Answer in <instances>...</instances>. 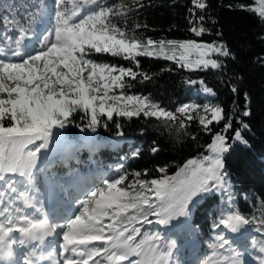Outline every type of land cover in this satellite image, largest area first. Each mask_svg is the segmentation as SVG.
<instances>
[{"label": "snow or ice", "instance_id": "obj_1", "mask_svg": "<svg viewBox=\"0 0 264 264\" xmlns=\"http://www.w3.org/2000/svg\"><path fill=\"white\" fill-rule=\"evenodd\" d=\"M193 3L196 8H207L204 0H193ZM257 3L258 8L249 10L258 12L264 21V0ZM137 4L142 6L139 0ZM55 5V23L46 34H39L35 28L37 17L43 15L42 7L36 13H28L27 23H21L13 11L2 17L0 38L8 43L6 50L0 49V56L5 57L0 59V205H3L0 207V264H124L125 261L142 264L141 260L133 261L129 257H141L148 252L152 254L148 264H174L176 242L170 241L160 249L156 243L162 239L160 233H141L136 225L153 223L151 216L157 217L156 223L161 225H169L178 218L188 220L205 194L229 192L224 155L230 151L231 144L225 135L215 136L208 146L211 155L189 159L174 176H168L165 168H159L158 171L164 173L159 179H140L141 172L134 173L135 179L130 184L125 183L124 174L115 179H103L101 186L78 201L76 214L64 224L50 221L42 202L36 200L27 185L23 190L18 189L15 177L34 179V170L44 150L59 135L56 130L65 129L75 112L82 111L90 117L87 127L92 131L101 123V116L112 120L114 114L177 120L173 112L161 108L148 96L125 94L123 90L131 85L124 78L135 80L138 75L132 68L98 63L90 58L91 53L122 56L135 61L137 67L138 56L163 57L190 71L219 69L223 64L220 57H229L232 53L226 44L216 41L147 39L145 42L129 36L113 22L114 18L127 16L131 11L128 4L108 6L103 0H55ZM7 7L11 9L10 5ZM204 19V16L199 17V26L189 20L193 24L190 31L198 37L209 31L203 26ZM13 32L15 36L9 34ZM31 40H35L38 47L29 52L27 42ZM193 55L196 58L190 59ZM259 59L264 62V57ZM139 75L144 80L151 79L145 73ZM199 83L204 92L215 95L203 80ZM114 89H121L120 94H115ZM232 91L237 89L233 87ZM201 108L210 118L199 115ZM176 113L188 120L195 119L193 113H197L205 129L225 118L224 109L219 105L184 104ZM243 115L250 113L245 111ZM179 124L184 127L183 120ZM231 127L229 119L224 129ZM241 127L247 129L248 125L241 122ZM233 139L247 143L241 129L234 131ZM152 151L158 149L154 147ZM139 154V149L131 153L133 158ZM123 168L121 164L116 171L120 173ZM37 212L43 218H36ZM252 223L239 211H229L214 227L223 226L230 233L242 234ZM260 223L264 229V220ZM56 236L62 239L59 250L63 260L54 259L55 248L44 254L48 238ZM138 236L142 239L136 242ZM216 241L215 248L229 253L224 257V264H246L245 252L233 247L235 241L222 234ZM253 247L259 253L258 264H264V240L254 242ZM17 249L23 250L22 255ZM217 255L220 253L213 252V257ZM203 264H214L213 258Z\"/></svg>", "mask_w": 264, "mask_h": 264}, {"label": "trees", "instance_id": "obj_2", "mask_svg": "<svg viewBox=\"0 0 264 264\" xmlns=\"http://www.w3.org/2000/svg\"><path fill=\"white\" fill-rule=\"evenodd\" d=\"M36 2L37 0H0V33L3 32L4 15L13 11L21 23H27L28 13H35ZM103 2L108 6L130 5L131 11L127 16L114 18L113 22L129 36L142 41L195 40L198 43L216 41L226 44L232 55L220 57L223 64L219 69L190 71L181 68L174 61L155 56L136 57L139 67L133 60L112 56L110 53L93 52L90 56L98 63L132 68L138 73L135 80L127 76L124 78L131 85L123 90L126 95L148 96L161 108L175 114L178 107L194 97L197 103H202L200 96L208 97L213 105L224 109L225 118L205 129L195 119H187L181 128L180 120L167 121L143 114L128 118L114 114L112 120L101 116V123L92 131L87 127L90 117L78 111L70 117L72 122L65 129L56 130L59 135L50 143L47 149L49 154L56 157L68 142H72L75 160L79 163L77 168H90L99 163L113 170L116 176L126 175L125 183L130 184L135 179L136 172L142 173L140 179H159L164 173H160L158 169L165 168L168 176H174L189 159L211 155L208 146L217 134H223L231 144L230 151L224 155L229 192L214 191L205 194L189 220L183 219L177 232L160 234L162 239L156 243L164 249L170 241L176 242L173 249L175 264L187 260L192 236L200 239L204 249L216 250L224 259L229 253L215 248V243L208 240L206 231L209 227H214L227 212L239 211L253 221L246 226L240 237H234L223 226L214 227L213 230L218 235H225L235 241L233 247L238 250L259 255L253 243L264 240V229H261L260 223L264 220V62L259 59L264 57V39L261 38L264 37V21L258 12L249 10L259 7L257 0H204L207 8L203 10L196 8L193 0H139L142 6L137 4V0ZM9 5L11 9L7 7ZM200 16L205 17L203 26L209 31L198 37L190 31L193 24L189 20L196 21V26H199ZM9 34L15 36L14 32ZM195 58V55L190 57ZM140 73L147 74L151 79L144 80ZM188 80H195L197 83L189 84ZM200 80L213 89L214 96L203 91ZM233 87L237 89L236 92L232 91ZM114 92L120 94L121 89H114ZM245 111L250 115L244 116ZM229 119L232 127L225 131L224 125ZM241 122L247 124L248 128L242 129ZM237 129L242 130L246 144L234 141V131ZM89 135L95 138L115 136L119 141L117 144L95 141L90 149L78 146V141L81 142ZM154 147L158 151L153 152ZM137 149L140 154L133 158L131 153ZM121 164L124 168L118 173L116 169ZM64 165V169H68L67 163ZM42 166L40 160L34 170V179L30 181L37 190L49 188L58 170L53 164L48 171ZM145 172L147 175H143ZM17 181V186L22 188L23 181ZM140 229L141 233L159 232L152 223L144 224ZM140 239L142 236H138L136 242Z\"/></svg>", "mask_w": 264, "mask_h": 264}, {"label": "rangeland", "instance_id": "obj_3", "mask_svg": "<svg viewBox=\"0 0 264 264\" xmlns=\"http://www.w3.org/2000/svg\"><path fill=\"white\" fill-rule=\"evenodd\" d=\"M55 11H56V5H55V0H53V3H52V12H51V19H50V22H49L50 23L49 29H46L45 28L43 30V32L41 31L42 33H40V34H46L49 30L52 29V27H53V25L55 23V21H54ZM3 41H4V43H8V41H5V40H3ZM37 47H38V44L37 43H35L34 45L31 43L29 46H27V49L29 50V52H32ZM3 58H5V57H0V59H3ZM133 95H137V94H133ZM200 97H202V99H203L202 100V103H197L195 101V99H194L195 97H194L191 101H189L186 104H189V105H191V104H197V105H201V106L204 105V104L213 105V103L210 100V98L203 97V96H200ZM198 113H199V115H207L208 118H210V114H205L203 112V109L202 108L198 110ZM175 115L177 116V120H183V122L187 120L186 116H181V114H179V113H176ZM193 115L196 116L195 120L198 122V124H200L199 123V115L197 113H193ZM161 119H164V118H161ZM118 140H119V138L118 137H115V136H113L111 138H108V139H105V138H103V139L102 138L95 139L94 136L89 135V136H85L83 138V140L81 141V143L78 144V146L82 145V147H87L88 149H90L93 146V144H94L95 141L102 142V143L112 142L114 144H117V141ZM73 149H74V146L71 147V142H68L61 149V151L59 152V154L56 157L55 156H52V155L47 156V151L48 150H44V155H43V157L41 159V162H42V165H43L42 167L43 168H46L47 171H48L50 169V167H51L50 165L53 163L54 168L57 167L58 169L62 170V169H64L66 167V165H64V163H67V168L68 169H64V171H61V172H63L62 174H65L67 172V170L68 171L74 170L75 168H77V166L79 164L78 161L75 160V156L72 154V157L71 158H66V155H68L69 153L74 152ZM57 174L58 173H55V178L57 177ZM80 174H83V175H80ZM80 174H79V176L75 175L72 178H74V179L75 178L76 179L77 178H82L81 181H83L84 178L86 177L85 175H88L87 176V181L83 184V186H82V184H79L81 181L78 180V181L75 182L76 185L79 184L80 186H82V190L80 191V195H82V194L83 195H82L81 199H84L85 194L88 193L90 190H94L97 187V185L100 182H102L103 179H105V178H107V179H115V178L118 177V176H116V173L113 170H111L110 168L102 167V166H96V167H93L91 169L84 168L83 170H81V173ZM90 175H92V176H90ZM93 176H96L97 178L94 179V178H92ZM15 178L22 179V177H19V176L15 177ZM55 178H54V180H55ZM59 180H60V178H59ZM59 180H56L55 181V185L58 186V184H59L58 181ZM65 183H66V180H64V184ZM23 184H24V186L27 185L31 189V194L35 196V193H34L33 188H35L36 190H37V188L34 187L27 179L25 181H23ZM52 189H53V187L51 189L50 188H47V187H44L41 190H37L40 193V195L37 197V200H39L42 203L44 201L47 202L48 194H49V192ZM57 199H58V196H57ZM79 199L78 200L77 199L74 200L70 204L68 203L69 204V207H67L66 204L65 205L61 204L60 203V200H59V203H60L59 206H60L61 209H58V210L55 209V211H53L54 212V221L57 222V223H60V224L66 223L67 219L71 218L74 214H76V212H77V210L79 208V206H76L78 204V201H80ZM49 204H50V206H52V202L51 203H48L47 202L44 208L45 209L48 208L49 207ZM65 209L67 211H65ZM64 211L65 212H70V213L68 215H64L65 214V213H63ZM149 219H151L153 221L152 224L154 225V229L155 228H158L160 234H164L166 232L169 233L171 231L176 232L177 231V229H176L177 228V225H179L183 221V218L175 219V220H173L169 224V227H168V225H165V228H164L161 224L156 223L157 217L151 216V217H149ZM142 225H144V224H138V227H141ZM206 233L208 235V240L209 241H210V238L215 237L214 235H211L210 232H208V231H206ZM232 234H233L234 237H236V236L237 237H240L241 236V234H236V236L234 235V233H232ZM55 242H56L57 245H59V243L62 242L61 237L57 236L56 239H55ZM200 243H201V241H198V239H195L193 241H190V244H189L190 250H192V248H194L193 251H196V252L190 251V253H191L190 254V257H189V261L190 262L192 261V258L197 259L199 257L198 256V253H199L198 249H199V244ZM58 253H60V250H59ZM151 256H152V254L150 252H148L146 255H142L141 257H137L134 260H141L142 261V264H148V259H150ZM248 257L249 256H247V258Z\"/></svg>", "mask_w": 264, "mask_h": 264}, {"label": "bare ground", "instance_id": "obj_4", "mask_svg": "<svg viewBox=\"0 0 264 264\" xmlns=\"http://www.w3.org/2000/svg\"><path fill=\"white\" fill-rule=\"evenodd\" d=\"M80 175H83V174H80ZM77 176H79V175H77ZM85 176H86V177L84 178L83 181H81L82 178H77V179H76V178H75V179L72 178L71 181H70V184H69V185H70V187H71V189H72V195H73V199H74V200H76V199L78 200L79 198H80L79 200H83V199H81V197H82L83 194L80 195V191L82 190V186H83V184L87 181V176H88V175H85ZM90 176H92V175H90ZM92 178L96 179L97 177H96V176H93ZM78 180L81 181L80 183H79V182H78V183H79V184H82V186H80L79 184H77V185L75 184V182L78 181ZM75 185H76V186H75ZM99 186H101V182L97 185V187H99ZM57 196H58V199H57ZM78 196H79V197H78ZM84 198H85V197H84ZM59 200H60V203H61V204H63V205L66 204V203H65V200H66V199L63 198V197L61 198V197H60V194H59V191H58L57 194H56L55 199L52 200V206H50V208L55 207L56 210L61 209L60 206H59V204H60V203H59ZM74 200H73V201H74ZM54 202H55V203H54ZM70 202H72V201H70ZM53 203H54V206H53ZM76 206H80L79 203H78ZM76 208H77V207H76ZM65 211H67V210L65 209ZM65 211L63 212V213H65L64 215H68V214L70 213V212H65ZM54 243H55V242L53 241V244H54ZM20 250H21V249H17V251H20ZM136 258H137L136 256H130V257H129L130 260H134V259H136ZM61 259L63 260V256H61ZM151 259H152V256L150 257V259H148V262L151 261ZM196 260H197V259H194L193 264L196 263ZM124 264H127V261H125Z\"/></svg>", "mask_w": 264, "mask_h": 264}]
</instances>
